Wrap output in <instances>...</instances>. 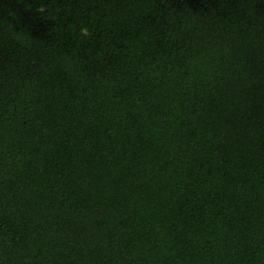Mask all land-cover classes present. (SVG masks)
<instances>
[{"label":"trees","instance_id":"16d2710c","mask_svg":"<svg viewBox=\"0 0 264 264\" xmlns=\"http://www.w3.org/2000/svg\"><path fill=\"white\" fill-rule=\"evenodd\" d=\"M0 264H264V0H0Z\"/></svg>","mask_w":264,"mask_h":264}]
</instances>
